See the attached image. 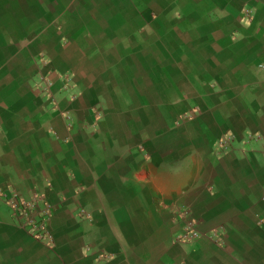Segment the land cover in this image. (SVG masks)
Returning a JSON list of instances; mask_svg holds the SVG:
<instances>
[{
	"label": "crops",
	"instance_id": "obj_1",
	"mask_svg": "<svg viewBox=\"0 0 264 264\" xmlns=\"http://www.w3.org/2000/svg\"><path fill=\"white\" fill-rule=\"evenodd\" d=\"M0 264H264V0H0Z\"/></svg>",
	"mask_w": 264,
	"mask_h": 264
},
{
	"label": "built area",
	"instance_id": "obj_2",
	"mask_svg": "<svg viewBox=\"0 0 264 264\" xmlns=\"http://www.w3.org/2000/svg\"><path fill=\"white\" fill-rule=\"evenodd\" d=\"M64 114L69 121L72 119L69 112H64ZM5 200L16 221L23 225L31 235L38 238H46L51 235L50 220L52 209L48 202L45 203L44 207H41L38 200L27 199L12 190L5 194ZM159 205L177 214V216L180 215L178 209L171 205H166L161 201ZM189 226L193 227V223L190 222Z\"/></svg>",
	"mask_w": 264,
	"mask_h": 264
}]
</instances>
